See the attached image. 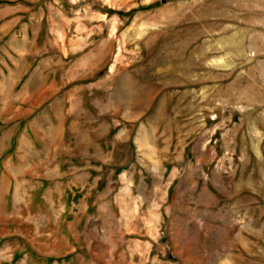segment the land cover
<instances>
[{"label":"rangeland","instance_id":"obj_1","mask_svg":"<svg viewBox=\"0 0 264 264\" xmlns=\"http://www.w3.org/2000/svg\"><path fill=\"white\" fill-rule=\"evenodd\" d=\"M0 264H264V0H0Z\"/></svg>","mask_w":264,"mask_h":264}]
</instances>
